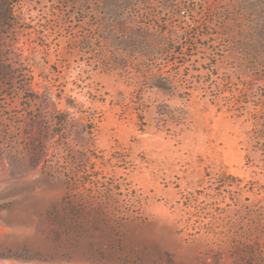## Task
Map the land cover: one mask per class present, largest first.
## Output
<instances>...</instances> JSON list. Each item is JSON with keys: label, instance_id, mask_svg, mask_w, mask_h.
<instances>
[{"label": "rangeland", "instance_id": "rangeland-1", "mask_svg": "<svg viewBox=\"0 0 264 264\" xmlns=\"http://www.w3.org/2000/svg\"><path fill=\"white\" fill-rule=\"evenodd\" d=\"M0 264H264V0H0Z\"/></svg>", "mask_w": 264, "mask_h": 264}]
</instances>
